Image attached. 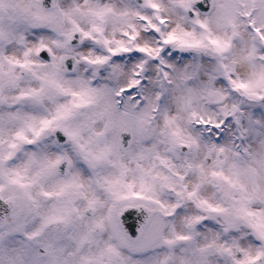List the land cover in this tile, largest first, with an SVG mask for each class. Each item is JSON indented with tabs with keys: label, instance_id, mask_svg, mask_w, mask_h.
Here are the masks:
<instances>
[{
	"label": "snow or ice",
	"instance_id": "obj_1",
	"mask_svg": "<svg viewBox=\"0 0 264 264\" xmlns=\"http://www.w3.org/2000/svg\"><path fill=\"white\" fill-rule=\"evenodd\" d=\"M0 264H264V0H0Z\"/></svg>",
	"mask_w": 264,
	"mask_h": 264
}]
</instances>
